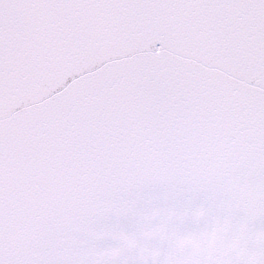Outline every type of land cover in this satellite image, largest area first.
I'll return each instance as SVG.
<instances>
[{"label": "snow or ice", "instance_id": "obj_1", "mask_svg": "<svg viewBox=\"0 0 264 264\" xmlns=\"http://www.w3.org/2000/svg\"><path fill=\"white\" fill-rule=\"evenodd\" d=\"M0 264H264V0H0Z\"/></svg>", "mask_w": 264, "mask_h": 264}]
</instances>
